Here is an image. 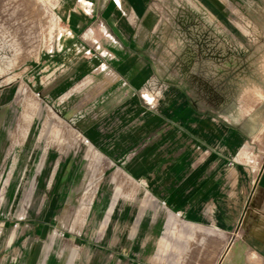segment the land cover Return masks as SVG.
I'll list each match as a JSON object with an SVG mask.
<instances>
[{
  "label": "rangeland",
  "instance_id": "374dc122",
  "mask_svg": "<svg viewBox=\"0 0 264 264\" xmlns=\"http://www.w3.org/2000/svg\"><path fill=\"white\" fill-rule=\"evenodd\" d=\"M57 1L0 0V264H199L208 248L218 261L220 236L181 241L169 237L180 223H143L144 186L96 162L98 149L91 153L82 139L93 117L62 111L82 102L51 99L45 66L59 31ZM223 1L226 23L163 22L157 39L170 51L161 54L182 61L170 74L191 80L198 107L235 108L264 124V0ZM254 154L245 147L239 156Z\"/></svg>",
  "mask_w": 264,
  "mask_h": 264
},
{
  "label": "crops",
  "instance_id": "0c3cea01",
  "mask_svg": "<svg viewBox=\"0 0 264 264\" xmlns=\"http://www.w3.org/2000/svg\"><path fill=\"white\" fill-rule=\"evenodd\" d=\"M226 5L58 0L59 31L45 67L51 70L55 104L82 102L64 104V114L93 117L82 133L88 150L98 149L96 162L144 186L143 223H180L182 230L169 237L181 241L220 236L225 247L218 261L210 259L208 248L207 261L199 264H264V124L247 122L235 108L198 107L187 86L191 80L170 74L182 61L162 55L170 49L159 41L163 22L230 21ZM245 147L255 157H240ZM130 208L135 203L130 207L129 201ZM191 254L199 251L191 248Z\"/></svg>",
  "mask_w": 264,
  "mask_h": 264
},
{
  "label": "built area",
  "instance_id": "2783aa9c",
  "mask_svg": "<svg viewBox=\"0 0 264 264\" xmlns=\"http://www.w3.org/2000/svg\"><path fill=\"white\" fill-rule=\"evenodd\" d=\"M82 139H83L84 143H86V144H90L89 139L86 138L85 136H82Z\"/></svg>",
  "mask_w": 264,
  "mask_h": 264
}]
</instances>
